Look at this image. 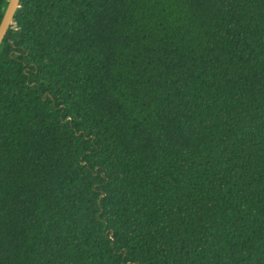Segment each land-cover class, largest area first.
Wrapping results in <instances>:
<instances>
[{
  "label": "trees",
  "instance_id": "16d2710c",
  "mask_svg": "<svg viewBox=\"0 0 264 264\" xmlns=\"http://www.w3.org/2000/svg\"><path fill=\"white\" fill-rule=\"evenodd\" d=\"M0 264H264V0H20Z\"/></svg>",
  "mask_w": 264,
  "mask_h": 264
},
{
  "label": "water",
  "instance_id": "95a60500",
  "mask_svg": "<svg viewBox=\"0 0 264 264\" xmlns=\"http://www.w3.org/2000/svg\"><path fill=\"white\" fill-rule=\"evenodd\" d=\"M19 1L20 0H8L7 7L0 22V44L5 37L9 26L12 23L13 16L19 5Z\"/></svg>",
  "mask_w": 264,
  "mask_h": 264
}]
</instances>
